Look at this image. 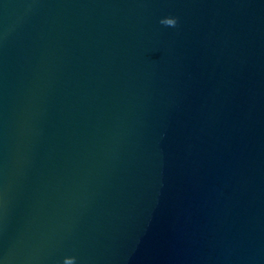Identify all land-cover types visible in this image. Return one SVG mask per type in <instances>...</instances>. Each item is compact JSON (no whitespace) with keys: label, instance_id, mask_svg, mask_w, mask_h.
Listing matches in <instances>:
<instances>
[{"label":"water","instance_id":"95a60500","mask_svg":"<svg viewBox=\"0 0 264 264\" xmlns=\"http://www.w3.org/2000/svg\"><path fill=\"white\" fill-rule=\"evenodd\" d=\"M65 256L264 264V0H0V264Z\"/></svg>","mask_w":264,"mask_h":264},{"label":"clouds","instance_id":"9594fccd","mask_svg":"<svg viewBox=\"0 0 264 264\" xmlns=\"http://www.w3.org/2000/svg\"><path fill=\"white\" fill-rule=\"evenodd\" d=\"M160 24L164 26L175 27L178 23V18L175 16H164L160 19ZM63 264H76L75 256H65L63 258Z\"/></svg>","mask_w":264,"mask_h":264}]
</instances>
